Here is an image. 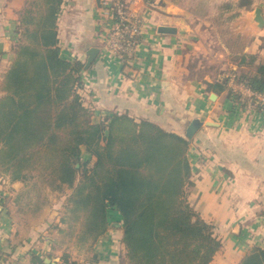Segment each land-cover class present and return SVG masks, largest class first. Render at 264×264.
Segmentation results:
<instances>
[{"label":"crops","instance_id":"0c3cea01","mask_svg":"<svg viewBox=\"0 0 264 264\" xmlns=\"http://www.w3.org/2000/svg\"><path fill=\"white\" fill-rule=\"evenodd\" d=\"M37 1L0 0V87L16 56L23 16L36 12ZM114 1L61 0L60 57L84 62L95 122L127 114L184 136L193 119L203 122L187 153L188 201L223 244L210 264H240L254 248H264V107L235 79L247 71L239 66L244 54L255 55V65L264 62V0H119L143 20L141 42L127 64L107 49ZM161 26L176 32L161 33ZM94 47L99 52L86 67ZM230 73L227 88L215 91L213 83ZM6 173L0 170V264H48L47 258L62 264L57 259L68 257L65 251L77 264H128L122 262V227L113 222L116 231L105 233L96 249L91 242L53 249L51 222L25 223L27 184L5 181Z\"/></svg>","mask_w":264,"mask_h":264},{"label":"trees","instance_id":"16d2710c","mask_svg":"<svg viewBox=\"0 0 264 264\" xmlns=\"http://www.w3.org/2000/svg\"><path fill=\"white\" fill-rule=\"evenodd\" d=\"M60 3L38 0L36 12L23 16L16 56L0 87V169L18 179L42 169L50 184L75 186L77 206L90 214L97 235L109 222L122 223L128 264H210L223 244L188 201L190 139L127 114L94 121L92 89L89 101L83 96L84 62L60 57ZM255 61L244 54L239 66L247 71L235 79L264 94V62ZM227 81L212 87L220 92ZM240 264H264V248H254Z\"/></svg>","mask_w":264,"mask_h":264},{"label":"rangeland","instance_id":"374dc122","mask_svg":"<svg viewBox=\"0 0 264 264\" xmlns=\"http://www.w3.org/2000/svg\"><path fill=\"white\" fill-rule=\"evenodd\" d=\"M231 74L232 73H230L229 76L224 75V77H228L227 85L230 83ZM84 98L88 100L87 95ZM44 173L42 169L32 170L26 172V178L18 179L13 173L7 172L5 174V181L13 182L21 180L27 184V190L22 198L23 204H21L23 209L22 214H25L23 218H26V224L30 221V218L32 222L35 223H44L45 221L51 222L52 232L54 233L52 236L54 240L53 249L56 251L61 250L62 247L65 246V243L69 242H78L80 245H83L81 244L82 242H91L88 246H92V248L95 247L96 249L98 240L105 238L103 237L105 233L108 232L113 235L116 231V227H114L113 223H118V220L112 221L113 223L109 222L106 232L102 235H97L96 230L93 231L91 229L90 214L87 213L85 209L77 206L74 199L76 195L74 190L75 186L57 184L58 182L56 181L54 182L55 185L50 184V181L53 179L50 175ZM0 176L3 175L0 174ZM25 207L30 211L26 210ZM65 253V255H69L68 258L70 261H74L72 259L73 254L66 251ZM66 257L67 256H65V258ZM63 259L64 257L60 260L57 259V261L63 262ZM95 259L93 260L95 261ZM122 262L128 263L124 256H122Z\"/></svg>","mask_w":264,"mask_h":264},{"label":"built area","instance_id":"2783aa9c","mask_svg":"<svg viewBox=\"0 0 264 264\" xmlns=\"http://www.w3.org/2000/svg\"><path fill=\"white\" fill-rule=\"evenodd\" d=\"M108 10L111 22L108 28L107 49L123 64H127L134 59L136 49L141 42L144 31L143 20L126 3L119 0L111 2ZM241 86L247 90L249 97L264 106V94L254 92L244 85ZM89 88L84 87L83 96L89 94Z\"/></svg>","mask_w":264,"mask_h":264},{"label":"water","instance_id":"95a60500","mask_svg":"<svg viewBox=\"0 0 264 264\" xmlns=\"http://www.w3.org/2000/svg\"><path fill=\"white\" fill-rule=\"evenodd\" d=\"M159 32L161 33H175L176 30L174 27H168V26H161L159 28ZM3 50V44L2 42H0V52H2ZM99 52V49L98 48H92L90 49V51L88 52V60H87V63H86V67H89L90 64H92V62L94 61V59L96 58L97 54ZM213 97H215V94L212 95ZM203 125V122L199 119V118H195L193 119L190 124L188 125L187 129H186V136L189 138V139H192L193 136L195 135V133L200 129V127ZM117 224L118 226L122 227V223H115ZM46 262L48 264H56L55 262H53L51 259L47 258L46 259Z\"/></svg>","mask_w":264,"mask_h":264}]
</instances>
